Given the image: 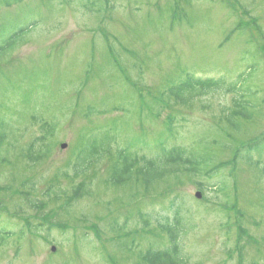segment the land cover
I'll use <instances>...</instances> for the list:
<instances>
[{
    "label": "rangeland",
    "instance_id": "374dc122",
    "mask_svg": "<svg viewBox=\"0 0 264 264\" xmlns=\"http://www.w3.org/2000/svg\"><path fill=\"white\" fill-rule=\"evenodd\" d=\"M193 76L222 92L174 101ZM243 93L252 116L235 130L224 121ZM172 115L175 147L205 136L224 144L211 149L223 172L197 179L210 189L201 200L184 173L151 198L137 177L126 186L111 179L125 143L156 156ZM44 121L56 128L48 139ZM263 137L264 0H0V232L11 235L0 264H148L149 252L172 247L160 225L175 222L172 192L182 193L190 229L184 264H264V154L231 175L237 148ZM95 139L109 147L76 178L74 161ZM44 143L51 153L31 165L46 150H28ZM223 180L235 184L230 210L212 190ZM79 184L82 198L69 205ZM140 213L152 216L149 226Z\"/></svg>",
    "mask_w": 264,
    "mask_h": 264
},
{
    "label": "trees",
    "instance_id": "16d2710c",
    "mask_svg": "<svg viewBox=\"0 0 264 264\" xmlns=\"http://www.w3.org/2000/svg\"><path fill=\"white\" fill-rule=\"evenodd\" d=\"M193 81V87L184 88L183 91H176L175 97L176 101H179L182 105H188L189 102L193 101L199 96H206L210 94L214 90L223 89V87L216 84L215 86L208 85L211 81H203L196 80L194 77L191 78ZM222 92V91H221ZM186 95H190V98H185ZM244 96L241 95L237 99H235V104L232 110V113H228L226 117V122L230 127L235 130L240 128V124L238 123L239 119H251L250 111L247 113V104L244 101ZM170 103H166L162 108L167 110ZM250 106V105H249ZM45 128L49 132H46V135L43 133L44 138L48 139L55 135L56 128L52 126V123L48 121L43 122ZM170 131V139H160L159 145L157 149V155L151 159H146L140 156V150L135 152L133 148L126 149L124 152H119V161L113 168L112 177L114 180H117V183L120 186H126L128 183L132 182L134 178L137 177L138 182L141 180L142 187L146 192V198H151V190L158 184L164 182L166 184L171 176L176 173H184L188 177L191 178L198 185V190L206 193L210 189L206 187V184L197 182V179H205L207 181H211L216 178L221 172H223V164H216V159H214L213 153L211 149L217 148L222 149L224 144L219 142L217 138H210L208 136L202 137L197 141L194 145L189 148L175 147L173 142L178 138L177 127L174 128L172 126ZM108 139H95L88 142L79 156L77 163H75L73 167L74 175L78 178L85 171V167L92 161L94 158L100 157L102 152H106V148L109 147ZM32 147V146H31ZM51 147L49 144H40L38 146L32 147L28 150L29 153L33 155L43 150H46L44 155L39 156L35 160H30L31 165H34V161L41 158L42 156L45 158L51 153ZM133 151V152H132ZM264 154V137L260 140H252L247 144H244L237 148L235 155L233 156L234 161V170L231 175L236 172L235 165L239 163V161H246L255 165L260 164L261 161H255L253 156H262ZM25 156H23L24 158ZM27 159V157H25ZM41 160V159H40ZM40 162V161H39ZM38 162V163H39ZM139 167V169H138ZM233 178V176H232ZM234 181V179H233ZM209 186V185H207ZM235 187V184L231 181L223 180L216 185L213 186L212 190H214L215 194H226L224 197L223 208L226 210H230L231 199L229 194L230 191ZM86 188L84 185L83 189ZM0 190H4L0 188ZM10 186H7L5 191H9ZM172 190H166L165 195L170 194ZM64 194L63 191H60L58 195ZM174 196V200L171 203L170 208L177 207L176 214L178 217H175V223L170 220H166L165 224H163L167 230L172 234L173 242L171 244L172 247H169L164 252H156L154 254H148V264H184L181 250V239L187 235V232L190 231L188 225L185 223V219L182 216V209L184 208V202L182 198L181 192H172L170 196ZM82 197V196H81ZM163 197V196H160ZM25 202L32 204V199L28 198V195H24ZM150 220H152V216L148 214H141L140 221L144 222L146 226H149ZM161 224V223H160ZM4 231V230H3ZM1 231L0 233V244L2 242L11 237L5 231Z\"/></svg>",
    "mask_w": 264,
    "mask_h": 264
},
{
    "label": "water",
    "instance_id": "95a60500",
    "mask_svg": "<svg viewBox=\"0 0 264 264\" xmlns=\"http://www.w3.org/2000/svg\"><path fill=\"white\" fill-rule=\"evenodd\" d=\"M63 148H65V146Z\"/></svg>",
    "mask_w": 264,
    "mask_h": 264
}]
</instances>
